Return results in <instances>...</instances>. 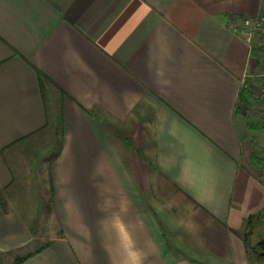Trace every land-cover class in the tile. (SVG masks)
<instances>
[{
  "label": "crops",
  "instance_id": "0c3cea01",
  "mask_svg": "<svg viewBox=\"0 0 264 264\" xmlns=\"http://www.w3.org/2000/svg\"><path fill=\"white\" fill-rule=\"evenodd\" d=\"M263 13L264 0H0L4 262L249 264L264 177L239 108L255 68L242 20ZM59 121L57 232L39 242L28 219L43 198L16 195V156Z\"/></svg>",
  "mask_w": 264,
  "mask_h": 264
},
{
  "label": "rangeland",
  "instance_id": "374dc122",
  "mask_svg": "<svg viewBox=\"0 0 264 264\" xmlns=\"http://www.w3.org/2000/svg\"><path fill=\"white\" fill-rule=\"evenodd\" d=\"M248 43L250 51L255 57V68L246 77L244 85H246V89L250 94L245 96V101H240L239 108L246 117L247 123L264 124V24L261 29L254 31ZM247 129L253 137L254 158L251 159V166L253 170L264 177V128H250L247 126ZM59 142V125L55 122L31 136L30 140L25 142V147H27L25 150L26 159L16 156L18 166L15 167V175L22 182L16 195L23 199L29 197L32 203L37 201L39 197L43 198V201L37 205L38 214L36 218L28 219L39 242L48 240L57 232L50 216L51 193L47 169L58 150ZM253 231V235L250 237L251 244L262 240L263 245L264 223L257 224ZM0 258L4 262L1 256Z\"/></svg>",
  "mask_w": 264,
  "mask_h": 264
},
{
  "label": "trees",
  "instance_id": "16d2710c",
  "mask_svg": "<svg viewBox=\"0 0 264 264\" xmlns=\"http://www.w3.org/2000/svg\"><path fill=\"white\" fill-rule=\"evenodd\" d=\"M249 95V91L246 89V85L242 86L239 96V101L243 102L245 101V96ZM59 125V139H60V133H61V122L59 121L57 123ZM247 126L250 128H264L263 123H251L248 122ZM56 156V155H55ZM254 158V152H251V159ZM0 203H2V199L0 197ZM263 215H264V206L261 210H259L256 214L249 215L245 220V227L243 232V241L245 243V246L247 247V254L249 257V264H264V243L263 245H260L259 243L251 244L250 237L253 235L254 227L259 224L260 222H263ZM264 240V235H263ZM24 256H16L11 264H15L18 261L22 260ZM0 264H7L3 262L0 258Z\"/></svg>",
  "mask_w": 264,
  "mask_h": 264
},
{
  "label": "built area",
  "instance_id": "2783aa9c",
  "mask_svg": "<svg viewBox=\"0 0 264 264\" xmlns=\"http://www.w3.org/2000/svg\"><path fill=\"white\" fill-rule=\"evenodd\" d=\"M242 24L245 28L244 34L247 39V41L250 39V37L253 35L255 30L261 29V27L264 24V14H262L260 17L257 18H243Z\"/></svg>",
  "mask_w": 264,
  "mask_h": 264
},
{
  "label": "water",
  "instance_id": "95a60500",
  "mask_svg": "<svg viewBox=\"0 0 264 264\" xmlns=\"http://www.w3.org/2000/svg\"><path fill=\"white\" fill-rule=\"evenodd\" d=\"M263 221H264V215H263ZM260 245H262V240L258 242Z\"/></svg>",
  "mask_w": 264,
  "mask_h": 264
}]
</instances>
